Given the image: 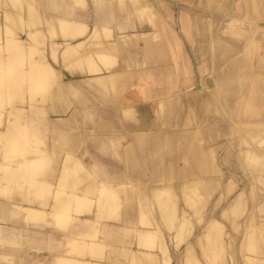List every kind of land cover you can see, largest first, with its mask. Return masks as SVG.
<instances>
[{
	"label": "rangeland",
	"instance_id": "obj_1",
	"mask_svg": "<svg viewBox=\"0 0 264 264\" xmlns=\"http://www.w3.org/2000/svg\"><path fill=\"white\" fill-rule=\"evenodd\" d=\"M232 1L219 0L218 5L212 6L204 0H0V13L10 16L9 20L3 18L2 23L14 30V37L25 38V30L29 28L43 30L42 35H36L31 42L35 50L44 55L40 59L48 60L55 69L45 79L44 92L35 99L30 98L25 78L10 104L5 95L0 98L2 120L16 118L18 125L10 142L0 138V159L18 169L17 177L22 180L21 184L10 183L0 176V202H9L12 197L21 203L48 207L51 200L45 187L32 184L37 180L90 197L82 198L86 203L82 205L90 207L89 213L75 212L71 206V214L96 221L91 224L72 219L63 228L61 222L51 215L37 223L26 222L21 215L0 220V264H58L54 260L56 254L78 258V251L67 253L63 246L64 236L72 231L85 233L81 236L84 241L99 240L105 246L103 251L113 253L109 247V240L113 238L108 233L110 229L120 232L113 238L115 244L130 249L136 245L153 253L157 251L156 257H160L162 264H166L164 258L168 264H264V152L249 153L264 142L251 135L248 128L241 129L243 121L232 108L233 103L228 99L226 102L225 95L222 103L217 90L210 102L202 98L205 90L217 88L211 75V88L204 84V87H194L181 97L158 101L162 109L159 135H164L158 140L140 133L128 136L121 128L115 127L114 118L108 119L103 105L98 102L99 93H87L81 87L82 81H78V66L81 68L83 63L88 66L82 57L87 58L85 53L91 54L89 45L106 41L111 49L110 58L118 43L128 50L138 41L160 39L161 26L170 22L171 6L190 12L200 10L199 17L208 16L213 38L220 17L222 21L231 17ZM29 4L33 17L30 20L27 15ZM19 14L25 21L18 17ZM63 17L87 22L88 26L100 21L108 29L100 28L97 36H91L93 32L88 34L85 46V40L79 44L76 41L81 40L78 38L87 30L82 34L67 35L63 40L67 29L60 24L59 18ZM251 22L254 20L243 21L233 30L242 32L240 26L244 29L248 25L247 30L251 33L256 27L255 23L251 29ZM142 30L152 33H138ZM52 41H61L60 46L55 47L60 60L58 56L56 59L50 57ZM66 42H75L77 57L60 55ZM83 47L86 48L82 52ZM93 53L99 60L96 52ZM235 59L228 53L227 65L234 64ZM28 63L25 55L19 65L22 68H19V76L28 75L24 69ZM212 73L216 72L212 70ZM124 78L108 71L103 77L93 75L89 78L91 83L86 85L101 86L105 99L111 95L106 89H115ZM10 107L14 108L15 114L7 112ZM129 110L123 109L122 112ZM90 143L101 154H106V148H109L111 160L126 173L124 180L117 178V173L112 179L114 183L126 184L124 188H117L115 198L111 197L117 204L105 197V192L100 198V211L96 209L94 197H99L96 187L106 176L101 172L106 167V159L92 156L88 151ZM12 145L29 149L15 151ZM38 147L46 149L50 158L36 169L23 165L17 168L23 156L33 160L36 154L32 149ZM67 155L77 157L82 165L91 168H76L72 158L64 163ZM64 164L68 169L61 173ZM138 170L146 173L144 183L127 177L129 172ZM131 212L138 216V223L129 221ZM112 219H119L122 228L108 227L104 220ZM137 224L141 231H137ZM142 230L155 231L157 248H149L141 242L139 233ZM86 252L89 251L86 249L79 256H85ZM131 260V264H135L136 259L131 257Z\"/></svg>",
	"mask_w": 264,
	"mask_h": 264
},
{
	"label": "crops",
	"instance_id": "obj_2",
	"mask_svg": "<svg viewBox=\"0 0 264 264\" xmlns=\"http://www.w3.org/2000/svg\"><path fill=\"white\" fill-rule=\"evenodd\" d=\"M187 10L175 6L170 7V22L161 26L160 39L150 38L147 41H138L128 50L122 43L116 45L115 53L110 55V59H108L113 62L109 71L119 76H125V79L115 89L107 88L106 90L111 95L105 99L102 97L103 88L101 86L96 88L86 85L91 80L89 78L94 75L89 73L88 66L84 63L81 68L78 66V81H82V89L91 95L99 93L98 102L103 105L108 114V119L114 118L113 125L121 128L128 136L140 133L156 140L164 138V135H159V131L162 129V109L158 101L168 97H181L182 94L197 86L204 87V80L209 75L217 83L215 89L221 99L223 100V95H225L226 102L228 99L229 102L233 103L232 108L242 119L241 121L243 119H264V0H260L257 10L253 9V0H233L230 4L229 14H232L231 17H237L243 21L254 20L256 23L257 29L252 39H249L248 36V25L244 29L240 28L242 32L231 29L233 32L241 34L240 37H237V34L230 33L226 25L227 20L222 21L221 17L219 27L216 29L217 32L211 38L208 23H201L199 20L202 17H199L200 10H192L191 12ZM203 13H206L205 10ZM205 19L208 20V16ZM138 33L150 34L152 31L142 30ZM87 35L88 32L78 39L84 41ZM86 43L87 40H85L84 45ZM84 48L86 47L81 49L82 52ZM247 49L250 50L249 55ZM93 50L91 48V56L101 66V62L96 59ZM228 53L237 58L234 64L227 65ZM82 61L88 64L86 57H82ZM212 70L216 73L213 74ZM101 72L107 73L108 71L103 68ZM84 82H86L85 85ZM227 94H229L228 97H226ZM128 108L129 111L122 112L123 109ZM128 138L130 140V137ZM88 147L92 156L106 159L105 163L102 162L106 164V167L104 166V170L101 171L106 176L102 177L101 180L112 181L116 173L117 178L126 179L123 168L111 160L112 152L109 148H106V154H101L95 150L93 143L88 144ZM145 174L142 170H138L129 172L127 177L133 178L132 181L141 184L146 180ZM112 182L114 183V181ZM36 205L38 204H34V206ZM9 206L7 201L0 202V208L5 207L7 210L5 214H0V219L4 221L18 214L26 221L25 215L11 212ZM75 219L86 221L87 218L76 217ZM128 219L138 223V216L135 213L131 212ZM117 220L104 221L108 223V227L120 229L122 225ZM137 225V231H140V225ZM0 227H2L1 224ZM108 233L114 238L120 232L110 229ZM113 238L109 240V247L114 250L113 253H108V250H105L101 256H96L95 253L99 254V252H86L83 258L104 264H131V257H134L136 259L135 264H162L160 257H156L157 251L153 253L145 248H138L136 245L131 249L128 246L121 247L115 244L116 241ZM8 242L14 243L13 241ZM148 255L150 257H147ZM147 258L150 260L148 261Z\"/></svg>",
	"mask_w": 264,
	"mask_h": 264
},
{
	"label": "bare ground",
	"instance_id": "obj_3",
	"mask_svg": "<svg viewBox=\"0 0 264 264\" xmlns=\"http://www.w3.org/2000/svg\"><path fill=\"white\" fill-rule=\"evenodd\" d=\"M12 1L14 2V0H12ZM204 1L208 5H212V6H216L219 4V0H204ZM259 3H260V0H253V9L257 10ZM31 11H32V5L29 4L28 5V13H27L29 20L32 17ZM18 17L23 20V18L21 17L20 14L18 15ZM3 18L5 20H9L10 16L6 17L3 12L0 13V98L4 97V95H5V97H7V99H5V100H7V103L10 104L15 93H18L20 91L21 85L23 82L22 80L25 78L28 82L27 84H28V90H29L30 98L35 99L38 94L41 95L44 92V90L46 88L45 79H46V77L49 76L48 74L55 72L54 67L50 64V62L48 60H43V61L41 60L42 58H44V55L41 52L38 53L35 50L34 45L31 42L35 39L36 35H42L43 30L42 29H35L34 30L32 28L26 29L25 33H24L25 38H21L22 37L21 36L19 39V37L18 38L14 37L15 32L13 29H11L5 22L2 23ZM199 19H201L204 22L205 21L207 22L210 20V19L207 20L204 17H200ZM23 21H25V20H23ZM59 21H60V24L63 27H65V29L67 28L63 34V37H64L63 40L66 39L65 37L67 35H77L76 33L82 34L86 30H87L88 34L93 32V34H91V36H95V35L97 36V31H99L100 28L108 29L101 22H99V23L96 22L92 26H88L85 22L76 21L72 18L66 19L63 17V18H59ZM202 21H201V23H203ZM242 22H243V19H240L237 17H230L227 19L226 25L229 28L231 34L234 33V34H237V37H240V35H241L240 33L233 32L232 30H233V28H236L238 25H241ZM254 24L255 23L251 22V24H250L251 29H253L255 27ZM27 25H29V24H27ZM231 28H232V30H231ZM240 28H241V26H240ZM260 28H261V26H260ZM69 32H71L72 34H68ZM255 32H256V28H254L252 33L248 34L249 39H252L254 37ZM143 36L145 37L144 34H143ZM19 42H21V43H19ZM76 42H78V44H79L80 42H82V40H79ZM60 43H61V41H52L51 42V44H50L51 45L50 46L51 47L50 57L52 59H56L57 56L59 59V54L56 55V48L55 47L60 46ZM74 43L75 42H66L63 46V49L61 50L62 53L60 55H63V57H69V56L77 57L78 52L74 47ZM108 46L109 45H108V43H106V41L105 42L102 41L99 43H94L92 45H89V47L93 48L94 49L93 51L96 52L95 54L99 58V60L101 62V66H102L101 67L96 63V60L92 58L91 54H86L87 59H88V66H89L88 71H89V73H93L95 76L103 77L107 73H102L101 72L102 69L104 68L107 71L110 70V68L112 66V62H110L108 59H110L109 53L111 52V49ZM22 47H23V50H22ZM26 50H28L27 53L25 52ZM247 52L249 55L250 50L247 49ZM35 54H37L39 56V59L37 58L38 56L35 57ZM25 55H27L28 59H29V63H28L29 66H26L24 68L25 71L28 72V75H26L25 77H21L18 74L19 68H21L19 65L22 62ZM244 55H247V54L244 53ZM21 70H22V68H21ZM6 71H8V73H6ZM4 72L6 73V75L7 74H9V75L6 76ZM23 73L26 74V72H23ZM3 74H4V76H3ZM21 75H22V73H21ZM2 87L5 89L3 90ZM214 92H216V89H210L208 91L205 90V92H203V94H202V98H205L208 100V102H210L211 97H213V95L216 94ZM219 99H220V103H222V99L220 96H219ZM13 110H14V108L10 107L7 110V112L10 115L15 114V112L13 113ZM146 113H148V112H146ZM142 114H143V112H142ZM1 117H2V111L0 110V138L1 139L4 138L6 140V142H10L12 140V138L14 137V133L17 132V127H18V125H16L17 119L16 118L10 119L7 117V119L2 120ZM242 128H248V130L251 132V135H253L255 138L259 139L262 143L264 142V119L243 120V123L241 125V129ZM20 147L21 146L12 145V150H15V151L18 150V151L23 152L25 150L28 151V149H29V147H24V149L20 148ZM32 150H34V152L36 154L34 159L33 160L26 159L23 156V160H22V162H20L17 165L18 166L17 168H19L20 166L23 165L27 168L36 169L50 158V154L48 153V151L46 149H41L38 147V148H34ZM254 152H257V153L264 152V145H262L260 147L252 148L249 153H254ZM71 158L72 157L70 155H67L63 162L66 163V161L71 160ZM71 161H73L74 166L76 168H79V167L84 168V169H90L91 168L89 166L82 165V163L79 162L77 157L72 158ZM67 169H68V167L64 164L62 169H61V173L66 172ZM0 170H2V174L0 175L1 179L8 180L10 183H18V184L22 183V180L19 179L17 177V174H16L18 169L14 168V166L11 165V163L5 162L4 159L3 160L0 159ZM27 171H29V170H27ZM199 181H201V180H199ZM98 183H99V185L97 186V188H98V192H99V197L95 196L94 200H95V203H97L96 209L98 211H100L102 208L100 198H103L104 196L107 197L108 199L111 197L115 198L117 188H119V187L124 188L126 184L123 182L113 183L112 181H105V180H99ZM32 184L33 185L35 184L37 187H42V188L45 187L44 190H46L45 192L48 194V196L51 200L47 204L48 207H44L41 204L34 206V205L27 204V203H21L20 201H17L15 198H12V197L8 202L10 205L9 208H10L11 212L20 213V214L25 215V219L27 222L37 223L38 221L42 220L45 216L51 215L56 220H58V222L59 221L61 222V224H60L61 227L65 228L68 225V223L72 221V219L75 220V218L78 217L76 215L71 214V212H72L71 206L72 207L74 206L73 207L74 211L78 212V213L85 214V213H89L91 211L89 209L90 207L87 206V208H86L84 206L86 203L84 202V200L82 198H86V197L90 198V197L86 196L84 193L79 194V193H76L75 191H70V192L64 191V190H61L60 188L56 187V185L52 186L51 183L47 184V182H45V183L44 182H38L37 180L32 181ZM55 184H56V182H55ZM101 192H102V195L100 194ZM105 192H106V194L104 195ZM112 200L113 199L111 198L110 201L113 202L114 205H116L117 203H115V200L114 201H112ZM86 201H87V199H86ZM82 204H84V205H82ZM6 212H7V210L5 209V207L0 208V214L1 213L5 214ZM140 212L142 213V210H140ZM15 215H18V214H15ZM115 216H117V215H114L113 217H115ZM0 220L3 221L2 219H0ZM85 220L87 223H91V224H94L96 222V221H94L95 219L91 218V217L87 218ZM77 235H78V237H77ZM82 235H85V233L72 231V232L66 234L64 236V240H63L64 241L63 246L65 247V251L67 253H70L71 251H78V255H82L83 251L87 249V251L92 252V253L99 252V254L95 253V255L101 256L102 252H103V247H105L103 245V243H100L99 240H97V241H84L83 238H81ZM139 236H140L139 238H140L141 242L146 243L147 246H149V248H152L154 246H156V248L158 247L157 242L155 241V237H156L155 231H153V230H142V232L139 233ZM159 246H161V245H159ZM91 255H93V254H91ZM147 257H150V255H148ZM164 259H165L164 262L166 264H168L169 263L168 260H166V258H164ZM55 261L58 264H104V263H100V262H96V261H91V260L85 259V258L80 257V256H78V258H77V257L71 256L69 254H56Z\"/></svg>",
	"mask_w": 264,
	"mask_h": 264
},
{
	"label": "water",
	"instance_id": "obj_4",
	"mask_svg": "<svg viewBox=\"0 0 264 264\" xmlns=\"http://www.w3.org/2000/svg\"><path fill=\"white\" fill-rule=\"evenodd\" d=\"M205 84L207 87H213V81H212V78L211 76H207L204 80Z\"/></svg>",
	"mask_w": 264,
	"mask_h": 264
}]
</instances>
